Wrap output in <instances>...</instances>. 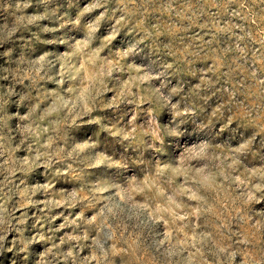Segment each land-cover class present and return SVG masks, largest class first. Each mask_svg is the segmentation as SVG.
Masks as SVG:
<instances>
[{"label": "rangeland", "instance_id": "1", "mask_svg": "<svg viewBox=\"0 0 264 264\" xmlns=\"http://www.w3.org/2000/svg\"><path fill=\"white\" fill-rule=\"evenodd\" d=\"M0 264H264V0H0Z\"/></svg>", "mask_w": 264, "mask_h": 264}]
</instances>
